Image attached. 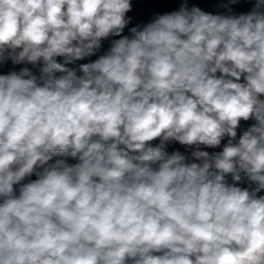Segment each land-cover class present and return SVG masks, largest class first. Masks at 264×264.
<instances>
[{"label": "clouds", "instance_id": "clouds-1", "mask_svg": "<svg viewBox=\"0 0 264 264\" xmlns=\"http://www.w3.org/2000/svg\"><path fill=\"white\" fill-rule=\"evenodd\" d=\"M130 11L0 0V264H264V0Z\"/></svg>", "mask_w": 264, "mask_h": 264}, {"label": "trees", "instance_id": "trees-1", "mask_svg": "<svg viewBox=\"0 0 264 264\" xmlns=\"http://www.w3.org/2000/svg\"><path fill=\"white\" fill-rule=\"evenodd\" d=\"M132 4V11L127 13V16L132 17L131 22L125 27L122 36H128L129 38L132 37V33L129 31L132 27L143 26L144 24H147L151 22L157 15H163L165 13H170L173 11H178L181 4L187 3V6L189 9H191L193 6L199 7L202 11L206 13H210L213 15H233L238 16L243 13L249 12L252 7L254 6L255 0H239L238 3L231 5V12H228L227 9L220 7L221 4H227L229 0H130ZM121 37L119 36H109L107 39H104L102 41L101 49L98 53L85 58L84 60L78 61V64L81 63H89L96 60L99 55H103L106 53L110 47L111 42L115 39H119ZM58 63H64V57H57L56 58ZM68 67H73V65H67ZM43 67V66H42ZM41 67V68H42ZM37 71V76L40 74V69ZM5 73L4 71V64H0V74ZM59 75V73H57ZM219 75V73H217ZM241 80L243 81V77H241ZM255 120L250 119L249 121H241L240 127L237 130V137L242 134L246 129H248ZM237 139V138H236ZM153 145L159 143V139L152 141ZM227 143V138L222 140L221 146L218 148H208L203 145H201L200 150L208 151L210 154L214 152L222 151L223 145ZM120 147H124L121 145ZM192 150H195L194 146L192 148H188L187 146L181 145L178 142H169L167 144V151L169 153L173 151H180L185 153L186 156H190V153ZM55 159H66L69 164H75L78 161L71 158V157H53L54 162ZM155 167V166H154ZM243 175V174H242ZM30 179H36L35 175H33ZM228 183H236V186L238 185V182H234L232 180L231 175L229 174L226 177ZM24 182H28L27 179ZM17 189L19 186H16ZM18 194V191H17ZM258 195H264V190H261Z\"/></svg>", "mask_w": 264, "mask_h": 264}, {"label": "built area", "instance_id": "built-area-1", "mask_svg": "<svg viewBox=\"0 0 264 264\" xmlns=\"http://www.w3.org/2000/svg\"><path fill=\"white\" fill-rule=\"evenodd\" d=\"M37 65L38 64L32 65L27 62L21 63V64H13L12 61L9 59L6 63H4V70H5V73H11L13 71L19 72L21 69L27 67L28 69L32 71L34 75H36L38 71ZM241 183H244L246 187H248V182L246 179L243 180V182H238L239 187ZM252 186L255 187V185H252Z\"/></svg>", "mask_w": 264, "mask_h": 264}, {"label": "water", "instance_id": "water-1", "mask_svg": "<svg viewBox=\"0 0 264 264\" xmlns=\"http://www.w3.org/2000/svg\"><path fill=\"white\" fill-rule=\"evenodd\" d=\"M43 66V61L41 60L40 62H38V69L39 68H41ZM3 74H9V73H3ZM257 122L255 121L251 126H253V125H255ZM250 126V127H251ZM247 130V129H246ZM245 130V131H246ZM243 134V133H242ZM242 134H240L238 137H237V139H236V141H234V143H236V142H238V140H239V137L242 135ZM152 145H153V143L152 142H150ZM154 146V145H153Z\"/></svg>", "mask_w": 264, "mask_h": 264}, {"label": "rangeland", "instance_id": "rangeland-1", "mask_svg": "<svg viewBox=\"0 0 264 264\" xmlns=\"http://www.w3.org/2000/svg\"><path fill=\"white\" fill-rule=\"evenodd\" d=\"M37 68H38V65H37ZM240 187L244 188V187H246V185L244 183H241Z\"/></svg>", "mask_w": 264, "mask_h": 264}]
</instances>
